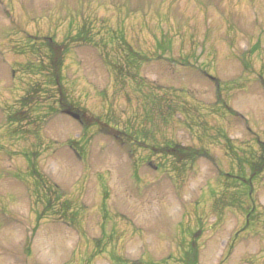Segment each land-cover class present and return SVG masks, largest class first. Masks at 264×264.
<instances>
[{
  "label": "rangeland",
  "instance_id": "374dc122",
  "mask_svg": "<svg viewBox=\"0 0 264 264\" xmlns=\"http://www.w3.org/2000/svg\"><path fill=\"white\" fill-rule=\"evenodd\" d=\"M263 143L264 0H0V264H264Z\"/></svg>",
  "mask_w": 264,
  "mask_h": 264
},
{
  "label": "trees",
  "instance_id": "16d2710c",
  "mask_svg": "<svg viewBox=\"0 0 264 264\" xmlns=\"http://www.w3.org/2000/svg\"><path fill=\"white\" fill-rule=\"evenodd\" d=\"M83 31H80L77 33L78 36L76 38L78 41H86V33L82 34ZM46 45L45 48L48 51L47 55V73H48V79L50 78V83L52 86H57L59 95L60 97L63 95L61 92V85L59 83V72H60V66H61V61L63 59V55L67 51V48L65 45L60 46L59 44H55L53 40L50 38L45 39ZM33 94H37V91H33ZM35 97V96H34ZM34 104V102H32ZM62 104H66L62 100L59 101V105L62 106ZM68 105H71L70 103H67ZM26 106L28 104L26 103ZM260 156L258 160L254 163H251V166H249L250 169V176L248 177V180H242L239 179L242 182V187L247 186L250 190V185L251 181L255 179L258 174L262 172L264 169V143L260 144ZM161 154L163 156H168L175 160L176 162H187V161H192L195 157H200L202 152L195 151L191 148H184L180 147L179 145H170V146H165L164 148L161 149ZM49 201L47 202V204ZM47 209V207L45 208ZM185 264H195L196 261V255H195V250L194 246L191 245L190 248V253L185 254Z\"/></svg>",
  "mask_w": 264,
  "mask_h": 264
},
{
  "label": "water",
  "instance_id": "95a60500",
  "mask_svg": "<svg viewBox=\"0 0 264 264\" xmlns=\"http://www.w3.org/2000/svg\"><path fill=\"white\" fill-rule=\"evenodd\" d=\"M116 141H117L119 144H121V145H122V147H123V148H125L126 150H128V149H129V148H128V146H127V145H123V144L120 142V140H117V139H116Z\"/></svg>",
  "mask_w": 264,
  "mask_h": 264
},
{
  "label": "flooded vegetation",
  "instance_id": "af4514ba",
  "mask_svg": "<svg viewBox=\"0 0 264 264\" xmlns=\"http://www.w3.org/2000/svg\"><path fill=\"white\" fill-rule=\"evenodd\" d=\"M82 116V115H81ZM124 141V140H123Z\"/></svg>",
  "mask_w": 264,
  "mask_h": 264
}]
</instances>
